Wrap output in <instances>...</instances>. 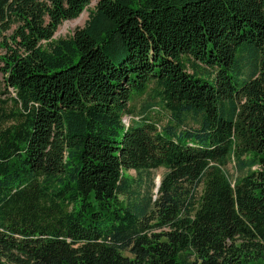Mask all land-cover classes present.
I'll return each mask as SVG.
<instances>
[{
	"label": "trees",
	"instance_id": "1",
	"mask_svg": "<svg viewBox=\"0 0 264 264\" xmlns=\"http://www.w3.org/2000/svg\"><path fill=\"white\" fill-rule=\"evenodd\" d=\"M92 1L0 0V264H264V0Z\"/></svg>",
	"mask_w": 264,
	"mask_h": 264
},
{
	"label": "rangeland",
	"instance_id": "2",
	"mask_svg": "<svg viewBox=\"0 0 264 264\" xmlns=\"http://www.w3.org/2000/svg\"><path fill=\"white\" fill-rule=\"evenodd\" d=\"M96 4V0L92 1L88 6L87 9H84L81 14L72 20H67L64 21L62 24H60L56 30V32L54 33L53 38L54 39H58V38H65V37H69L70 35H72L73 31L76 28H81L87 17H88V11L93 9L94 6ZM3 52V49L0 47V54ZM2 65L0 64V67ZM13 96V92L10 88H6L4 86L3 83V76L2 73L0 71V119L3 115L4 112L8 113L11 109H12V103L10 101V97ZM143 99V98H142ZM139 100V99H135L134 101L131 102V107L133 108V115L135 116V120H138L141 116V114H138L139 108H140V104L143 102V100ZM155 118H159L162 122L161 123H165L166 122V117L164 112H160L158 115H155ZM123 121L125 122V124H128L129 122V117H124ZM228 175L231 177V180H233L235 178V176H239L242 175V173H240L239 171L236 170L235 166L233 165V163H230L228 165V167L226 168ZM163 174V170L162 169H157V170H151L150 172H148L147 176L145 174V172L142 174L141 178L143 181V185H142V192L145 191L146 186L148 185L149 189H150V193L154 194L156 192V185L157 182L160 181V178ZM127 175L132 179V180H137L139 178V175L133 171V170H129L127 172ZM149 178V179H148Z\"/></svg>",
	"mask_w": 264,
	"mask_h": 264
},
{
	"label": "water",
	"instance_id": "3",
	"mask_svg": "<svg viewBox=\"0 0 264 264\" xmlns=\"http://www.w3.org/2000/svg\"><path fill=\"white\" fill-rule=\"evenodd\" d=\"M158 185H159V182H157V185L156 186L158 187Z\"/></svg>",
	"mask_w": 264,
	"mask_h": 264
}]
</instances>
